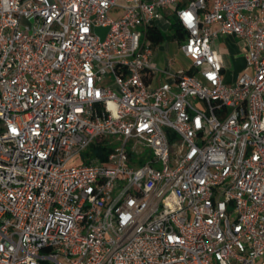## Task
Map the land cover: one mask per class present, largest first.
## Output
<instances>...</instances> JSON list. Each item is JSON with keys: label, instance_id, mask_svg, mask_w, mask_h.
I'll list each match as a JSON object with an SVG mask.
<instances>
[{"label": "built area", "instance_id": "2783aa9c", "mask_svg": "<svg viewBox=\"0 0 264 264\" xmlns=\"http://www.w3.org/2000/svg\"><path fill=\"white\" fill-rule=\"evenodd\" d=\"M0 264H264V0H0Z\"/></svg>", "mask_w": 264, "mask_h": 264}, {"label": "rangeland", "instance_id": "374dc122", "mask_svg": "<svg viewBox=\"0 0 264 264\" xmlns=\"http://www.w3.org/2000/svg\"><path fill=\"white\" fill-rule=\"evenodd\" d=\"M112 18H116L115 14H111ZM165 18L168 20V22H173V18L170 16H165ZM166 19L162 18L161 21H159V26L162 30V33L165 36V39L162 43H160L157 46H153V61L151 62V65H153L156 69L164 70L167 69L170 72L177 73L180 71H185L190 66V60L185 58L183 54L179 50L178 42L172 38V32L166 27L168 26ZM108 32V28L106 27H96L94 28V33L103 40L106 37V34ZM216 46V44H215ZM220 46L223 47V44H220ZM214 47V45H213ZM239 52V51H237ZM244 53V49H243ZM234 55H231L228 57L227 62V71H234L237 67V60L234 59ZM242 56V55H241ZM163 75V74H162ZM164 79H169L170 77L167 75H163Z\"/></svg>", "mask_w": 264, "mask_h": 264}, {"label": "crops", "instance_id": "0c3cea01", "mask_svg": "<svg viewBox=\"0 0 264 264\" xmlns=\"http://www.w3.org/2000/svg\"><path fill=\"white\" fill-rule=\"evenodd\" d=\"M216 44V46H215ZM223 44V47L220 46ZM213 49L217 52L219 59L224 66L223 78L226 84L235 83L240 76L250 71L245 66L243 46L241 41L232 36H220L214 43ZM239 51V52H237ZM234 55V59L237 60V67L234 71H227L228 57ZM242 55V56H241ZM190 67V66H189ZM188 67V68H189ZM228 68V67H227ZM186 71V70H185Z\"/></svg>", "mask_w": 264, "mask_h": 264}, {"label": "trees", "instance_id": "16d2710c", "mask_svg": "<svg viewBox=\"0 0 264 264\" xmlns=\"http://www.w3.org/2000/svg\"><path fill=\"white\" fill-rule=\"evenodd\" d=\"M170 31L172 32V38L176 39L178 42L183 40V35L179 33L178 27L175 23H171ZM148 38L151 41L152 46H157L164 41L165 36L160 30L149 29ZM110 152V147L106 146L105 144H101V142H95L81 156L80 163L87 164L92 158H97L99 161L105 162Z\"/></svg>", "mask_w": 264, "mask_h": 264}]
</instances>
